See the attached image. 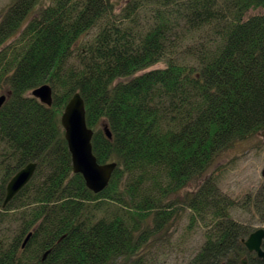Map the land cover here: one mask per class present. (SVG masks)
Segmentation results:
<instances>
[{
  "label": "trees",
  "instance_id": "trees-1",
  "mask_svg": "<svg viewBox=\"0 0 264 264\" xmlns=\"http://www.w3.org/2000/svg\"><path fill=\"white\" fill-rule=\"evenodd\" d=\"M257 8L264 0H11L0 20V94L10 91L0 108V264H159L145 248L176 221L174 206L203 229L185 264H264L242 242L257 228L232 214L252 210L264 224V181L239 202L214 175L202 178L264 132ZM43 84L50 106L31 94ZM76 91L97 162H116L97 193L73 172L60 121ZM29 162L31 179L3 206Z\"/></svg>",
  "mask_w": 264,
  "mask_h": 264
},
{
  "label": "rangeland",
  "instance_id": "rangeland-1",
  "mask_svg": "<svg viewBox=\"0 0 264 264\" xmlns=\"http://www.w3.org/2000/svg\"><path fill=\"white\" fill-rule=\"evenodd\" d=\"M10 1L0 0V20ZM42 1L45 2V0ZM263 11L262 8L252 9L249 14L263 13ZM163 65L164 62L160 61L149 68ZM207 175L217 177L220 189L239 202L248 193L255 192L264 181V132L255 134L247 140L236 142L232 148L224 151L202 178ZM200 180L191 181L178 192L171 194V201L178 197L179 201L184 199L187 192L197 188ZM174 209L176 221L171 222L170 225L165 223L162 230L151 236L152 238L145 248L147 249V258L157 261L159 264H185L204 241L201 226L196 224L191 228L188 227L190 209L187 207L178 209L175 206ZM232 214L234 219L250 224L252 228L264 227L252 210L236 209ZM148 222L149 225H153V219H149Z\"/></svg>",
  "mask_w": 264,
  "mask_h": 264
},
{
  "label": "water",
  "instance_id": "water-1",
  "mask_svg": "<svg viewBox=\"0 0 264 264\" xmlns=\"http://www.w3.org/2000/svg\"><path fill=\"white\" fill-rule=\"evenodd\" d=\"M9 94L10 91L0 94V108ZM31 94L48 106L52 103V88L49 84L35 87L31 90ZM60 121L64 129L68 150L71 154L73 172L82 174L85 184L90 190L95 193L100 192L108 185L116 167V162L102 164L97 162L92 152L91 139L93 130L87 126L84 101L78 91L66 103ZM103 127L106 135L111 137L108 126L104 125ZM35 168L36 163L29 162L9 179L6 184L3 206L31 179ZM29 236L30 233L26 236L23 245ZM263 239L264 228L259 227L252 231L247 238L242 239V242L249 252H254L257 257L264 259ZM242 262L246 264L244 259Z\"/></svg>",
  "mask_w": 264,
  "mask_h": 264
}]
</instances>
